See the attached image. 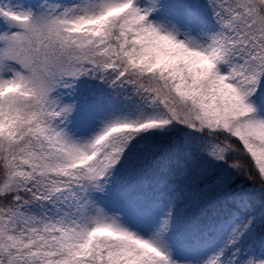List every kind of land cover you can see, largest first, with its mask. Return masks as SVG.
I'll return each mask as SVG.
<instances>
[{
    "label": "trees",
    "instance_id": "trees-1",
    "mask_svg": "<svg viewBox=\"0 0 264 264\" xmlns=\"http://www.w3.org/2000/svg\"><path fill=\"white\" fill-rule=\"evenodd\" d=\"M152 3L160 11L173 7L184 21L188 9L213 20L221 34L228 36L220 50L224 70L249 55L264 58V0H141L139 4ZM48 5L46 0L35 1L29 23L35 26L36 36L24 40L30 65L55 78L73 67L80 70L69 112L51 119L63 137L71 138L86 119L108 131L96 157L106 161L105 170L82 189L79 202L114 210L113 222L146 236L167 255L137 246L139 256L149 264H208L209 255L199 259L194 254H203L205 248L218 255L215 264L262 261L264 166L235 127L209 126L198 106L179 94L167 72L131 62L126 46L122 47L121 24L137 13L133 8L109 16L104 24L105 43L94 39L79 47L48 31L43 19ZM105 62L113 65L104 68ZM0 68H4L1 76L9 75L6 66L0 64ZM256 83L264 91V77ZM4 98L7 109L14 108L12 100H21L13 91ZM22 103L37 106L29 97ZM155 113L164 118L153 120ZM122 123L131 125L110 131ZM39 146L20 121L13 134L0 132V222L27 207L35 211L41 227L48 220L46 214H52L42 195L63 176L40 171L28 179L12 177L25 151L37 157ZM42 205L44 213L38 212ZM235 226L237 232L231 236ZM119 242L99 235L91 243V255L73 264L91 259L109 264Z\"/></svg>",
    "mask_w": 264,
    "mask_h": 264
},
{
    "label": "rangeland",
    "instance_id": "rangeland-1",
    "mask_svg": "<svg viewBox=\"0 0 264 264\" xmlns=\"http://www.w3.org/2000/svg\"><path fill=\"white\" fill-rule=\"evenodd\" d=\"M35 1L0 0V64L9 71L6 77L0 75V132L13 134L20 121L39 141V156L25 151L14 168L12 177L16 180L31 178L40 171H54L64 177L56 178L42 195L52 214H46L48 220L41 227L35 221V211L27 207L11 212L0 222V264L82 262L90 256L91 240L103 232L120 239V245L109 255V264H149L137 251L146 236L113 222L114 210L79 202L84 186L105 170L106 161L103 165L95 158L102 133L97 121L86 119L79 122L71 138L63 137L57 122L49 119L58 120L69 112L80 70L73 67L55 78L30 65L23 41L35 37V27L20 21L32 17ZM46 1L49 5L43 19L51 35L79 47L94 39L105 43L108 13L133 8L137 13L121 24L122 47L126 46L131 62L167 72L179 94L198 106L209 126L235 127L264 166V91L256 83L264 77L263 57L249 55L222 70L219 50L228 36L221 34L213 20L193 14L191 9L184 21L174 8L160 11L155 9L157 3L145 7L139 4L141 0ZM109 6L110 11L102 13ZM112 65L105 62L102 67ZM8 88L21 97L20 102L12 100L13 109L5 104ZM28 97L35 101L36 108L22 103ZM163 118L160 113L153 116L155 121ZM59 162L66 165L56 166ZM38 210L44 213L45 205ZM237 229L235 226L233 233ZM201 252L194 254L199 259L213 254L209 248ZM82 264L97 263L91 259ZM257 264H264V259Z\"/></svg>",
    "mask_w": 264,
    "mask_h": 264
}]
</instances>
